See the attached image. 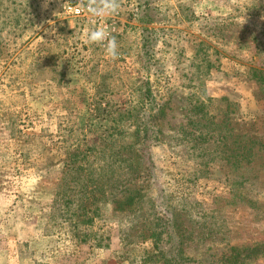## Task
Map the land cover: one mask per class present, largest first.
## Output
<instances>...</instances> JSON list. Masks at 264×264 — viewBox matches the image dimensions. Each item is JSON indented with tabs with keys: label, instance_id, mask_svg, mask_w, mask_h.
Returning a JSON list of instances; mask_svg holds the SVG:
<instances>
[{
	"label": "rangeland",
	"instance_id": "1",
	"mask_svg": "<svg viewBox=\"0 0 264 264\" xmlns=\"http://www.w3.org/2000/svg\"><path fill=\"white\" fill-rule=\"evenodd\" d=\"M79 2L0 0V264H264V0Z\"/></svg>",
	"mask_w": 264,
	"mask_h": 264
},
{
	"label": "trees",
	"instance_id": "2",
	"mask_svg": "<svg viewBox=\"0 0 264 264\" xmlns=\"http://www.w3.org/2000/svg\"><path fill=\"white\" fill-rule=\"evenodd\" d=\"M229 131V130H228ZM241 137H244L241 136ZM258 141L257 139H252L251 142L254 143ZM255 144V143H254ZM263 145V143H262ZM251 150V148H250ZM134 162L133 164L130 165V169L134 170V171H139V172H142L144 169H146L145 165H142V163L144 164V162L142 161V156L140 154V152L138 151V153L134 152ZM80 158H81V154L78 153L77 151H73V152H67L66 154V158H65V162H63L64 166L66 167L65 171H80V167L76 166V164L80 161ZM134 163L136 164V166L134 165ZM94 183V182H93ZM86 187V186H85ZM112 187V184L109 185V189ZM97 190V186H96V181H95V185L92 186V189H91V192L93 191H96ZM140 189H137V191H139ZM92 199V202L90 203L91 206L95 205L96 203V198L95 197H91ZM134 201V198L131 197V201L130 202H133ZM110 203L111 205H115V204H119L118 200L116 199H110ZM121 204V203H120ZM123 204V203H122ZM86 208V203L83 202L81 203V209H85ZM237 249H233L232 251H235V253L231 254V256H229V261L230 262H237V258H238V255H239V252L238 250L236 251ZM252 253H254V255L256 256H259L262 254V256L264 257V245H256L252 248Z\"/></svg>",
	"mask_w": 264,
	"mask_h": 264
},
{
	"label": "built area",
	"instance_id": "3",
	"mask_svg": "<svg viewBox=\"0 0 264 264\" xmlns=\"http://www.w3.org/2000/svg\"><path fill=\"white\" fill-rule=\"evenodd\" d=\"M81 1H82V0H80V2H81ZM80 2H79V3H80ZM68 9H69V11H70L71 13H73L75 16H80V15L84 12L83 8H82L80 5L75 6V7H69Z\"/></svg>",
	"mask_w": 264,
	"mask_h": 264
}]
</instances>
